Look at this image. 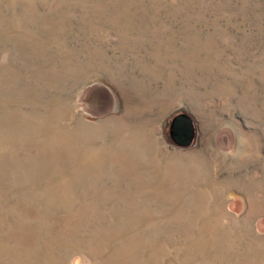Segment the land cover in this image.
I'll return each instance as SVG.
<instances>
[{"label":"rangeland","instance_id":"obj_1","mask_svg":"<svg viewBox=\"0 0 264 264\" xmlns=\"http://www.w3.org/2000/svg\"><path fill=\"white\" fill-rule=\"evenodd\" d=\"M246 245L264 0H0V264H264Z\"/></svg>","mask_w":264,"mask_h":264},{"label":"water","instance_id":"obj_2","mask_svg":"<svg viewBox=\"0 0 264 264\" xmlns=\"http://www.w3.org/2000/svg\"><path fill=\"white\" fill-rule=\"evenodd\" d=\"M171 122L173 140L181 146L190 145L195 137L196 129L193 118L187 113H180Z\"/></svg>","mask_w":264,"mask_h":264},{"label":"bare ground","instance_id":"obj_3","mask_svg":"<svg viewBox=\"0 0 264 264\" xmlns=\"http://www.w3.org/2000/svg\"><path fill=\"white\" fill-rule=\"evenodd\" d=\"M224 234H223V236H224ZM263 247H264V245H263ZM245 249L247 251V254H246L245 258H247L248 260L261 262V260H262L261 258L264 259V256H262V255H260V254L257 253V249L252 248L249 245H246L245 246Z\"/></svg>","mask_w":264,"mask_h":264}]
</instances>
